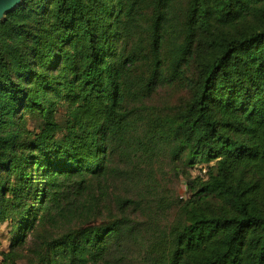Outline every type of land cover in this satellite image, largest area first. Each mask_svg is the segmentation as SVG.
I'll use <instances>...</instances> for the list:
<instances>
[{"label":"trees","instance_id":"trees-1","mask_svg":"<svg viewBox=\"0 0 264 264\" xmlns=\"http://www.w3.org/2000/svg\"><path fill=\"white\" fill-rule=\"evenodd\" d=\"M176 3L22 0L0 20V227L12 228L0 264H110L137 237L127 217L140 208L110 186L143 185L156 157L181 168L190 197L149 246L152 264H264V0H187L168 64ZM145 8L150 71L138 82L150 93L184 79L191 100L139 137L127 104ZM146 187L160 188L153 169Z\"/></svg>","mask_w":264,"mask_h":264},{"label":"rangeland","instance_id":"rangeland-1","mask_svg":"<svg viewBox=\"0 0 264 264\" xmlns=\"http://www.w3.org/2000/svg\"><path fill=\"white\" fill-rule=\"evenodd\" d=\"M186 2L187 0H177L175 5L174 33L166 38L164 43L165 62L168 64L171 60L168 53L169 48L170 46L175 47L177 45L178 40H175V36H179L180 30L182 29L185 18ZM143 13L142 29L137 32L139 39L142 40V46L140 43L135 44V47L138 50L140 49L138 53L139 63L132 75V81L134 83L129 85L131 96L128 98L129 104H127L130 109L133 108L136 114L135 119L137 120V125H135V136L139 137H142L150 123L152 126V118L163 117L168 114L176 115L191 100L190 91L184 87V79H181L182 82H165L157 86L150 93H147V91L140 86L141 82L138 81L147 79L150 71V66L143 63L141 54L149 47V32L147 30L149 26L147 20L151 16V8H145ZM169 67V65H166L165 72H169ZM195 74L196 70L192 65L185 70V74L181 76V78L191 79ZM64 112V108L58 105L54 117L58 120H62ZM22 116L23 126L26 130L36 131L39 121L27 113H24ZM59 137L61 138V135L57 136V138ZM139 142L142 143V138ZM150 152H152V150ZM150 160V165L143 166L138 172V175L141 177V180H138V182L142 181L143 185L136 188V182L130 183L119 178L110 186L112 194L120 193L124 197H128L135 201V203L140 204V208L135 211H130L127 217L128 221H131L130 224L134 228L137 237L129 238L125 243L126 248L124 253L118 257L113 256L110 264H152V257L148 253V250H150L149 246L158 245L167 239L170 226L173 224L174 220L178 219L180 214L178 211L179 200H187L190 197L186 181L184 180L185 178L181 176L177 177V173L181 168L174 173L172 165L171 167H165L167 161L165 162L163 157H156L154 159V165H152V158H150ZM115 165L119 169L131 168L132 170L133 167L137 168V166H126L118 160H116ZM202 168L204 167L197 164L192 169L186 170L189 176L195 177L199 174H203L201 171L203 170ZM152 169L157 174V178L160 181V188L157 190H152V187H146V185H152ZM162 172L166 173V176H164ZM147 178L149 179L147 180ZM9 223L10 221H7L0 227V253L7 250L11 240L12 228L9 226ZM16 264H25V262L18 261Z\"/></svg>","mask_w":264,"mask_h":264},{"label":"water","instance_id":"water-1","mask_svg":"<svg viewBox=\"0 0 264 264\" xmlns=\"http://www.w3.org/2000/svg\"><path fill=\"white\" fill-rule=\"evenodd\" d=\"M22 0H0V20L4 18V16L14 10Z\"/></svg>","mask_w":264,"mask_h":264}]
</instances>
